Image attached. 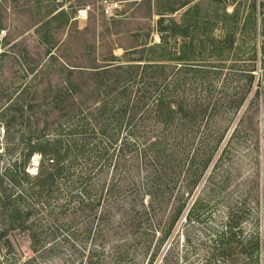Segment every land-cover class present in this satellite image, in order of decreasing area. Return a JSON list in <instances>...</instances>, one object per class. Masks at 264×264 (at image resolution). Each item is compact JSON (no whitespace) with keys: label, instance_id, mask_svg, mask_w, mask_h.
I'll return each mask as SVG.
<instances>
[{"label":"trees","instance_id":"obj_1","mask_svg":"<svg viewBox=\"0 0 264 264\" xmlns=\"http://www.w3.org/2000/svg\"><path fill=\"white\" fill-rule=\"evenodd\" d=\"M163 14L158 43L100 65L64 59L70 46L49 34L41 59L0 39V58L20 71L0 105L14 156L0 166V264H264V15L244 68L224 73L195 59L171 65L169 38L187 29ZM246 139L251 171L234 203L220 167ZM179 224L184 262L168 244Z\"/></svg>","mask_w":264,"mask_h":264},{"label":"rangeland","instance_id":"obj_2","mask_svg":"<svg viewBox=\"0 0 264 264\" xmlns=\"http://www.w3.org/2000/svg\"><path fill=\"white\" fill-rule=\"evenodd\" d=\"M0 1L3 5V11L0 12V22L3 24L0 29V39L7 34L8 42L22 41L31 54L40 59L44 48L38 44V39L44 34H49L50 41L59 40L64 45L70 46L69 56L65 55L64 59L71 62L94 60L100 65L112 59V55L119 57L125 48L140 47L139 44L143 41L150 44L158 43L156 21L160 17L159 13H164L163 16L174 19L177 23H181L182 29H187L182 31V34L170 36L168 62L171 65L181 62L178 59L212 62L222 67L224 73L227 69L244 68L243 65L247 62V47L253 43L258 44L261 39L259 24L261 16L264 15V0H115L118 2V11L114 18L102 14L99 0ZM35 1H40L39 8L29 7V4ZM87 6H89L88 19L78 20L75 16L76 8ZM62 12L67 14L68 21L59 25V19L55 18V15ZM137 30L139 36H133ZM191 38H194V41L192 50L189 51L187 45L190 46ZM85 46H93L90 55H85L87 53L83 50ZM5 47L7 46H1L0 41V49ZM159 52L156 51L151 56L156 59ZM132 56L138 55L132 54ZM11 60L6 56L0 58V94L5 96L0 99V105L6 99L7 88L13 74L17 76L20 74L18 68L12 70ZM2 136L0 122L2 154L0 166L11 162L14 157H10L5 152L4 148L8 142ZM260 145L262 147V141ZM234 148L232 158L226 160V163L223 162L220 169L230 170L231 177L223 187L231 201L235 203L247 188L246 179L251 167L247 165V139L241 145H234ZM33 168H30L31 171ZM221 173L222 171L219 174ZM205 180L206 177L202 180L200 188L204 186ZM197 193L198 191L195 194ZM195 194L190 200H195ZM225 204L227 203L221 202L212 209L215 217L218 218L219 214L226 211ZM215 221L216 219L210 223ZM196 229V232L200 233V227L197 226ZM188 231L179 224L168 241V244L171 242L174 244V251L183 262L186 249L183 235ZM196 239L194 236L193 240ZM18 241L22 249L26 250V240L18 237ZM193 256L190 254V257ZM159 262L160 257L156 264Z\"/></svg>","mask_w":264,"mask_h":264},{"label":"built area","instance_id":"obj_3","mask_svg":"<svg viewBox=\"0 0 264 264\" xmlns=\"http://www.w3.org/2000/svg\"><path fill=\"white\" fill-rule=\"evenodd\" d=\"M101 12L107 17H116L118 11V2L115 0H99ZM75 16L78 20H86L89 17V6L78 7L75 11Z\"/></svg>","mask_w":264,"mask_h":264},{"label":"water","instance_id":"obj_4","mask_svg":"<svg viewBox=\"0 0 264 264\" xmlns=\"http://www.w3.org/2000/svg\"><path fill=\"white\" fill-rule=\"evenodd\" d=\"M33 164H34V165H37L36 157L33 159ZM32 171H35V168H33Z\"/></svg>","mask_w":264,"mask_h":264}]
</instances>
